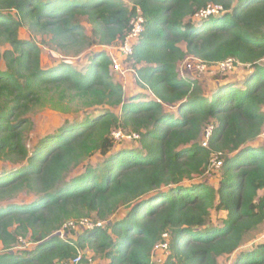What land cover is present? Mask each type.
Masks as SVG:
<instances>
[{"label": "trees", "instance_id": "1", "mask_svg": "<svg viewBox=\"0 0 264 264\" xmlns=\"http://www.w3.org/2000/svg\"><path fill=\"white\" fill-rule=\"evenodd\" d=\"M131 2L0 0V160L16 164L0 170V201L23 191L36 195L31 203L0 206V264H55L87 248L107 264H157L160 242H168L164 264H219L235 252L234 264H264V243L242 249L264 224V145H251L264 131V0ZM210 6L224 13L203 14L196 23ZM139 10L145 30L132 59L137 84L154 95L146 101L143 94L126 100L105 50L86 53L80 69L69 60L118 43ZM23 27L50 36L43 43L69 58L43 65L41 43L21 38ZM187 55L207 67L232 59L252 70L207 94L180 75ZM66 101L104 110L66 120L29 147V114ZM106 106H120L121 115ZM213 119L217 127L204 146L200 138ZM114 130L139 133L142 149L115 151ZM96 153L104 157L98 166L71 175ZM214 154L223 159L219 186L187 183ZM212 208L227 211L223 226L208 225ZM84 219L90 224L79 226L75 239L64 238L68 222ZM23 239L34 248L14 251ZM81 264H89L86 255Z\"/></svg>", "mask_w": 264, "mask_h": 264}, {"label": "rangeland", "instance_id": "2", "mask_svg": "<svg viewBox=\"0 0 264 264\" xmlns=\"http://www.w3.org/2000/svg\"><path fill=\"white\" fill-rule=\"evenodd\" d=\"M128 5L131 7L133 6L131 0H124ZM215 15H222L224 13L223 9H220L218 11L212 12ZM209 13H207L208 15ZM204 19L203 14L196 15L193 20L196 21V23L201 22ZM82 24L85 27V30L88 34L92 32L91 25L86 21V19L82 20ZM20 37L24 39H32L37 40L39 43H41V46L43 48V65L50 66L55 63L61 62L65 58H69L64 54V52H61L60 50H56L51 47V45H45L43 43L44 40L49 41L50 36L41 35L39 33H36L35 31H32L28 27H23L20 30ZM119 43H116L115 45L107 46L110 48L105 47V51L109 54V56L120 58L122 64V70L115 71L113 70V66L111 67V74L114 77V80L117 82H121L125 87V97L126 100L134 99V97L138 95H145V98L143 101L150 100L154 98L153 93L149 89H145L137 84V73H136V67L134 66V60L130 58H125L120 54V50L118 49ZM181 46L183 49L186 50V44L181 43ZM104 48L101 45H95L88 50H86L82 55L79 57H70V61L73 62L77 68H83L84 63H86L87 60V54L90 51H102ZM87 53V54H86ZM82 57V58H81ZM202 63L200 59H197L196 57L192 55H187L182 61L179 63V73L182 77H187L193 80H197L200 85L206 90V93L209 94L212 92L213 89L216 88L217 85H221L224 83H229L235 81V83H239L245 79V77L250 74L251 68H248L244 65H230L229 66H221L220 64L208 66L204 70H200L198 66ZM63 105H54L51 103H47L42 106L36 107L29 115L32 119L31 129L29 130L27 134V143L29 147L33 148L38 140L42 138L44 135L53 132L56 128L64 124L66 120H73L78 119L81 120L89 113L96 115L103 111V107L99 108L97 111H94L93 109H81L78 108L76 102L66 101V103H62ZM107 109H111L112 111L118 113L121 115V108L118 107H109L106 106ZM166 112L173 111L175 113H178L177 107H165ZM212 122L217 123L215 119L212 120ZM115 134H113L115 137L120 134V130H114ZM205 136L202 134L200 138V142H202V139H204ZM117 145L115 147V151L122 150V149H142V145L139 138H135L132 136V134L128 131H122L119 135V138H117ZM252 146L258 147L260 145H264V131L259 136V138L251 143ZM145 153V151H144ZM214 156L211 166L203 173L199 175H195L194 178L190 181H187V183H195V182H206L210 185H213L214 187L219 186V181L223 174V168H217L214 165ZM104 157L100 153H96L92 155L87 161H85L82 165H80L78 168L74 169V171L71 173L77 174L84 170V167L86 164H92L94 166H98L102 161ZM16 167V164H13L11 162H4L0 160V170L6 171L10 170L12 168ZM261 195L264 193V191L260 192ZM36 198V195L32 192L23 191L19 193L16 197L9 200H2L0 201V206H6L9 203H19V204H27L31 203ZM127 209L121 210L119 213H117V216L114 218H122L126 214ZM227 218V211L225 210H219L216 208H212L211 210V217L209 219L208 225H216V226H223L224 220ZM73 222V221H70ZM77 229L78 226H73L72 224L68 223L65 225L63 232L64 238L70 237L75 239L77 237ZM264 243V224H261L257 231H255L250 240L246 242V244L242 247V249H249L253 246ZM166 244V243H165ZM164 242H160L159 246L155 249L153 254V260L157 264H164L169 252L168 247H165L166 245ZM35 243L30 241L29 239H23L21 242L18 243L16 247H14V251L17 252H23L24 250H30L34 248ZM85 252L86 257L88 258L89 264H107L109 262V259L103 254H95V252L87 248L83 250ZM238 255V252H235L232 255H223L219 257L218 261L219 264H234V261Z\"/></svg>", "mask_w": 264, "mask_h": 264}, {"label": "built area", "instance_id": "3", "mask_svg": "<svg viewBox=\"0 0 264 264\" xmlns=\"http://www.w3.org/2000/svg\"><path fill=\"white\" fill-rule=\"evenodd\" d=\"M220 9H222L221 6H210L206 11H203L202 14L212 13V12L218 11ZM131 26H132V28H131L130 32L123 39H121L118 42L119 43L118 49L120 50V54L122 56H124L125 58H130V59H132V56H133V54L135 52V45L138 43L139 38L141 37V35L143 34V32L145 30V19L143 17V14H142L141 10H139V13L135 17L132 18ZM119 59L120 58L112 57V60H113V65L112 66H113V70H115V71L122 70V64H121V61ZM220 65L223 66V67L225 65L229 66V67H232L234 65V60L230 59V60H228L226 62L220 63ZM230 65H232V66H230ZM198 68L200 70H204V69L207 68V65L205 63H201L198 66ZM216 127H217V125L214 122L208 123L207 126L205 127V129L203 131V135L205 136V138L202 139V144L204 146H208L209 141H210L211 137L213 136V133H214ZM121 132H122V130H120V134H121ZM113 134H115V132H113ZM131 134L135 138H140V134L139 133L133 132ZM119 135L116 136V137L119 138ZM214 157H215L214 158L215 159L214 160V165L217 168H221L222 165H223V159L219 158L220 156H218L217 154ZM68 223L72 224L73 226L77 225L78 227L79 226L86 227V225L90 224V222L87 219H84L83 221H81V223H75L74 221L73 222H68ZM164 236L166 238H168L169 234L165 233ZM164 244L166 245L165 247H168V242H164ZM158 246H159V244H158ZM84 255H85V252L79 251V253L75 257H72L70 259H65V260H62V261H58L55 264H81Z\"/></svg>", "mask_w": 264, "mask_h": 264}, {"label": "crops", "instance_id": "4", "mask_svg": "<svg viewBox=\"0 0 264 264\" xmlns=\"http://www.w3.org/2000/svg\"><path fill=\"white\" fill-rule=\"evenodd\" d=\"M107 47V46H106ZM104 49L103 50H106L105 47H103ZM107 48H110V47H107Z\"/></svg>", "mask_w": 264, "mask_h": 264}, {"label": "water", "instance_id": "5", "mask_svg": "<svg viewBox=\"0 0 264 264\" xmlns=\"http://www.w3.org/2000/svg\"><path fill=\"white\" fill-rule=\"evenodd\" d=\"M56 234H60V232L56 233Z\"/></svg>", "mask_w": 264, "mask_h": 264}]
</instances>
